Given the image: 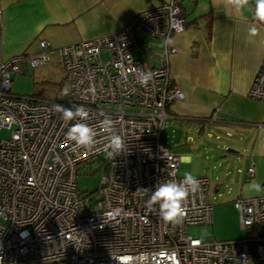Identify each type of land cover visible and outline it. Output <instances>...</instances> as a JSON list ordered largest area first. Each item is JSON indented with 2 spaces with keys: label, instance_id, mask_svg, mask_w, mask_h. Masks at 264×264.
Instances as JSON below:
<instances>
[{
  "label": "built area",
  "instance_id": "built-area-1",
  "mask_svg": "<svg viewBox=\"0 0 264 264\" xmlns=\"http://www.w3.org/2000/svg\"><path fill=\"white\" fill-rule=\"evenodd\" d=\"M181 1L145 10L112 35L60 47L66 101L11 92V76L22 62L48 63L47 41L35 54L0 59V134L9 133L0 135V264H264V195L233 201L241 229L254 231L224 242L186 232L211 224L206 177H196L199 190L184 201L178 222L163 220L159 204L151 212L147 206L159 183L183 179L177 176L179 157L160 142L168 106L183 99L169 74V56L176 50L162 46L183 31ZM140 33L159 40L158 67L145 69L134 59ZM138 68L154 73L147 87L137 82ZM247 96L264 103V56ZM55 105L81 106L87 116L66 122ZM105 116L125 143L114 158L107 155L108 134L100 128ZM78 122L96 129L92 150L66 140ZM96 161L105 165L100 188L80 195L77 169ZM246 175L253 177L252 166Z\"/></svg>",
  "mask_w": 264,
  "mask_h": 264
},
{
  "label": "crops",
  "instance_id": "crops-1",
  "mask_svg": "<svg viewBox=\"0 0 264 264\" xmlns=\"http://www.w3.org/2000/svg\"><path fill=\"white\" fill-rule=\"evenodd\" d=\"M164 1L168 0H0V59L35 54L41 41L57 53L62 46L112 35ZM180 7L184 28L170 38L176 51L168 67L171 83L183 99L168 106L160 142L179 157V166L191 161L183 152L186 147L216 133L217 139L223 138L215 149L221 158L228 156L226 150L241 149L254 168L251 178L264 186V103L247 96L264 56L259 44L264 24L253 19L252 11L243 16L230 11L223 0H182ZM253 23L260 33L249 42L247 29ZM137 40L134 59L145 69L158 67L159 40L145 33ZM224 168L225 176L234 171L226 162ZM253 231L249 229V235Z\"/></svg>",
  "mask_w": 264,
  "mask_h": 264
},
{
  "label": "rangeland",
  "instance_id": "rangeland-1",
  "mask_svg": "<svg viewBox=\"0 0 264 264\" xmlns=\"http://www.w3.org/2000/svg\"><path fill=\"white\" fill-rule=\"evenodd\" d=\"M134 55L137 56V53ZM19 67L20 72L11 76L13 94L49 102L67 100L64 72L58 53L53 52L46 65L31 67L27 62H22ZM8 134L2 131L0 135L5 138ZM216 135L212 133L211 137L201 138L186 147L183 152L191 158V161H185L177 169L178 177H183L185 172H191L195 177H206L209 181L207 202L212 205L211 224L190 226L186 232L194 238L210 235L217 242L234 241L250 236L251 231L248 233L249 229H241L233 201L238 197L258 196V193L247 188L248 184L255 180L246 175L249 167L244 158L247 157L246 153L241 149L232 148V152L226 150L225 153L228 154L226 158H221L223 154L217 153L215 149L223 138L217 139ZM161 144L166 147L163 140ZM225 162L228 163L229 170H234L235 174L222 175ZM104 172L103 162L96 161L79 166L75 179L77 192L80 195L96 192L100 188V180ZM250 264L257 263L251 261Z\"/></svg>",
  "mask_w": 264,
  "mask_h": 264
},
{
  "label": "clouds",
  "instance_id": "clouds-1",
  "mask_svg": "<svg viewBox=\"0 0 264 264\" xmlns=\"http://www.w3.org/2000/svg\"><path fill=\"white\" fill-rule=\"evenodd\" d=\"M225 7L230 11L234 10L240 16H243L246 11L253 12V19L260 24H264V0H223ZM254 4V10H253ZM260 29L255 23L250 25L247 29V36L249 42H255V38L259 36ZM172 39L164 40L162 46L173 44ZM260 46L264 47V38L259 40ZM154 73L151 71H144L138 68L136 70L137 82L144 87H147L149 82L153 79ZM56 111L61 113V118L64 121H72L80 118L84 120L87 113L81 106L75 108H65L61 105L54 106ZM100 128L108 134V142L105 145V150L109 157H113L125 149V143L120 135L114 132L113 120L105 116L100 121ZM97 131L92 126L84 122L72 124L66 133V140L72 142L74 148H83L85 150H92L96 144ZM199 180L191 173L185 172L183 179L179 182L166 181L159 183L148 198L147 206L149 211H153L155 205L159 204V215L165 221L178 222L184 215L185 209L183 207L184 201L190 194H194L199 190ZM249 191L260 193L264 192V186L256 181H252L247 186ZM138 191L145 194L149 193L148 189H139ZM27 233H21L25 237Z\"/></svg>",
  "mask_w": 264,
  "mask_h": 264
}]
</instances>
